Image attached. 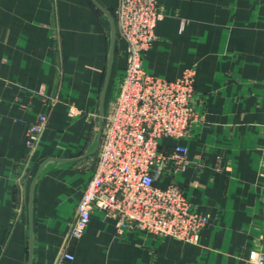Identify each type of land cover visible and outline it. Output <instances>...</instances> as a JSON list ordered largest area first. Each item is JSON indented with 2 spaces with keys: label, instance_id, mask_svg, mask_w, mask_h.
<instances>
[{
  "label": "crops",
  "instance_id": "obj_1",
  "mask_svg": "<svg viewBox=\"0 0 264 264\" xmlns=\"http://www.w3.org/2000/svg\"><path fill=\"white\" fill-rule=\"evenodd\" d=\"M119 0H0V264H55L127 65ZM147 70L196 69L197 118L174 181L209 223L197 242L117 233L95 210L71 264H264V0H159ZM117 25V24H116ZM73 110H75L73 112ZM42 112L40 140L26 133ZM175 141L162 140L171 151ZM41 170V171H40ZM33 253H30L31 188Z\"/></svg>",
  "mask_w": 264,
  "mask_h": 264
},
{
  "label": "built area",
  "instance_id": "obj_2",
  "mask_svg": "<svg viewBox=\"0 0 264 264\" xmlns=\"http://www.w3.org/2000/svg\"><path fill=\"white\" fill-rule=\"evenodd\" d=\"M162 16L159 0H119L116 24L118 38L126 43L125 74L104 114L97 163L55 264L75 260L71 241L83 237L95 210L114 219L120 235L139 232L188 243L197 242L209 223L206 214L193 209L184 188L174 181L158 184L168 164L174 172L186 165L184 140L197 118L196 69L188 67L170 80L144 65ZM47 122L48 113L42 112L30 124L28 147L40 140ZM165 138L175 141L171 151L163 149Z\"/></svg>",
  "mask_w": 264,
  "mask_h": 264
},
{
  "label": "water",
  "instance_id": "obj_3",
  "mask_svg": "<svg viewBox=\"0 0 264 264\" xmlns=\"http://www.w3.org/2000/svg\"><path fill=\"white\" fill-rule=\"evenodd\" d=\"M94 1L96 2V0H94ZM113 27H114V32H113L112 51H111L110 60L112 59V55H113V52L115 50V44H116V40H117V25H116V21L114 19H113ZM103 128H104V115H103V110H102L100 139H99V144L96 148V151L99 150V145H100V141H101V137H102V133H103ZM40 171L36 175V177L33 181V184H32V188H31V200H30V253H31V261H32V253H33V193H34L35 184H36V181L38 179Z\"/></svg>",
  "mask_w": 264,
  "mask_h": 264
}]
</instances>
